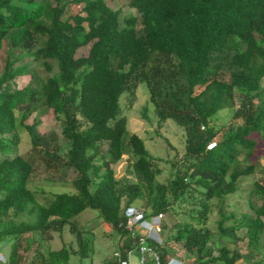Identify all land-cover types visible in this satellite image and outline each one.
I'll use <instances>...</instances> for the list:
<instances>
[{
    "label": "trees",
    "instance_id": "1",
    "mask_svg": "<svg viewBox=\"0 0 264 264\" xmlns=\"http://www.w3.org/2000/svg\"><path fill=\"white\" fill-rule=\"evenodd\" d=\"M127 1L137 14L122 19L107 0H0V244L10 246L3 264H22L21 246L40 250L28 234L50 240L66 228L78 247L51 250L50 261L38 252V264L91 256L92 229L78 219L87 209L119 238L101 264H121L130 251L139 258L142 233L128 226L125 209L144 193L151 207L145 218L175 217L171 224L163 218L160 231L170 232L161 243L146 237L162 264L178 250L194 259L184 264H264V0ZM75 4L82 6L68 14ZM27 75L21 87L18 79ZM141 83L158 126L172 119L185 129L183 165L172 162L168 183L157 182L163 158L137 133L128 139L135 179L116 176L129 134L121 99L127 93L134 101ZM225 109L241 123L219 138L213 121ZM45 112L61 133L39 130ZM142 115L149 119L147 107ZM20 127L30 135L28 155L19 152ZM62 137L70 141L66 155ZM41 171L48 182L71 177L75 190L42 202L47 190L31 185ZM257 172L252 212L228 210V197ZM182 205L191 207L188 220L177 219ZM240 242L254 259L239 262ZM146 264L156 263L147 255Z\"/></svg>",
    "mask_w": 264,
    "mask_h": 264
},
{
    "label": "rangeland",
    "instance_id": "2",
    "mask_svg": "<svg viewBox=\"0 0 264 264\" xmlns=\"http://www.w3.org/2000/svg\"><path fill=\"white\" fill-rule=\"evenodd\" d=\"M107 2L114 7L115 9L121 10L122 19L125 16H130L137 14V11L134 8L128 6L127 0H107ZM80 4H75L69 8L68 14L75 11L79 8ZM46 42V37L40 36V43L44 44ZM89 51V47H82L78 50L79 55H86ZM17 56V53L14 54V57ZM39 71L42 74H46V71L42 65L38 66ZM30 76H23L18 79L19 85L22 87L29 81ZM122 112L129 118L128 124V134L125 137V154L123 155L122 160L115 166L116 176L120 181L134 180L135 176L132 172V164L134 162V157L131 153L130 147L128 145V139L132 133H137L145 139V144L147 149L155 156L163 158L161 162L162 173L157 177V182L168 183L169 178L172 176V173L175 171V167L172 162H179V165H183V152H184V137L185 129L177 124L174 120L169 119L162 127L158 126L157 117L154 111V105L149 100V91L145 83H141L137 89V95L134 101H131L130 96L126 93L123 94L122 99ZM147 107V114L149 119H145L142 115L143 108ZM38 113H34L30 116L27 122H33L35 116ZM41 124L39 130L41 132H49L52 130L61 133V126L56 118L50 112H45L40 115ZM238 123H241V120L235 119L232 116L231 109L222 110L218 116L214 119L213 124L219 129L218 137L222 136V133L229 127L236 126ZM20 135V144L19 152L28 155L31 152V139L29 133L22 127L19 128ZM62 150L61 153L66 155L70 147V141L61 138ZM104 150L107 148V143L103 142ZM261 163L264 166V156L261 159ZM261 171V170H260ZM45 174L42 171L36 175L32 181V186L43 187L47 191L39 195V198L42 202H46L47 198L52 197V192L59 191H74V186L72 178L67 179H56L53 182H48L45 180ZM260 177V172H257L249 177L243 178L240 183V187L237 192L230 195L227 199V209L235 210L239 213L241 212H252L250 208V188L252 186L253 180ZM148 195H144L138 198L133 206H136L140 210L151 211V207L146 206ZM179 212L177 214V219L179 220H188V211L190 210L189 205H182L177 207ZM219 217L218 208H215V211L211 215L209 225L211 228L216 227V220ZM163 218L168 219V222L171 224L175 217L172 219L169 218L167 214ZM82 225L87 226L92 229V234L94 236V245L95 250L91 256L83 258L80 260L78 255H73L71 258V264H101L104 258L108 255H111L115 252L114 243H116L119 238L114 234L112 226L105 222L103 219L97 216V211L92 209H87L82 212L78 217ZM170 229H166L164 233L159 232L161 239L163 240L168 236ZM53 238L48 240L44 239L42 234L39 231L28 234L27 240L32 242L34 239L39 240L41 243L40 250H37L33 244L28 248L20 247L22 258V264H38L39 259L37 258L38 252H41L45 255L46 261H50V251L57 250L62 248L64 245L72 244L75 248L78 247L77 241L72 233L65 229V231L60 234L55 232ZM7 240L12 241V237H8ZM0 252L4 254V257L7 259L9 255L10 246L7 242L0 244ZM236 250L239 254V262L244 260H251L256 257L255 253L251 252L246 242H240L236 245ZM173 257L186 260L188 262L193 261L194 259H186L184 253L181 251H175L172 254ZM132 261L135 264H138L139 258L135 255L132 256ZM0 264H3L0 260Z\"/></svg>",
    "mask_w": 264,
    "mask_h": 264
},
{
    "label": "built area",
    "instance_id": "3",
    "mask_svg": "<svg viewBox=\"0 0 264 264\" xmlns=\"http://www.w3.org/2000/svg\"><path fill=\"white\" fill-rule=\"evenodd\" d=\"M125 213L128 217V226L134 227L140 230L142 236L140 237L141 248L138 264H146L147 255H150L156 264H162L159 254L149 245H147L146 237H150L158 242H162L160 237L161 223L164 217L163 213H159L150 218H145V212L135 206H130L125 209ZM133 252H129V258L123 260L121 264H135L132 261ZM0 260L5 261V258L0 254ZM167 264H184L183 260L172 257L169 259Z\"/></svg>",
    "mask_w": 264,
    "mask_h": 264
},
{
    "label": "clouds",
    "instance_id": "4",
    "mask_svg": "<svg viewBox=\"0 0 264 264\" xmlns=\"http://www.w3.org/2000/svg\"><path fill=\"white\" fill-rule=\"evenodd\" d=\"M133 206V205H132ZM136 207V206H135ZM0 254H2V253H0ZM3 256H4V254H2ZM5 258V257H4ZM5 260H6V258H5ZM181 260V259H180ZM3 262V261H2Z\"/></svg>",
    "mask_w": 264,
    "mask_h": 264
},
{
    "label": "crops",
    "instance_id": "5",
    "mask_svg": "<svg viewBox=\"0 0 264 264\" xmlns=\"http://www.w3.org/2000/svg\"><path fill=\"white\" fill-rule=\"evenodd\" d=\"M1 247V246H0ZM1 253V252H0ZM3 254V253H2Z\"/></svg>",
    "mask_w": 264,
    "mask_h": 264
}]
</instances>
